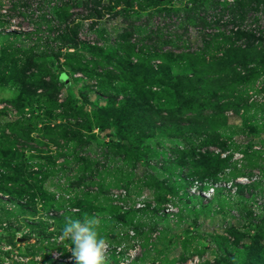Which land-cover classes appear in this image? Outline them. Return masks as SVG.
Wrapping results in <instances>:
<instances>
[{"label": "rangeland", "instance_id": "obj_1", "mask_svg": "<svg viewBox=\"0 0 264 264\" xmlns=\"http://www.w3.org/2000/svg\"><path fill=\"white\" fill-rule=\"evenodd\" d=\"M43 1L45 9L40 0H0V43L10 36L0 56V131L21 134L34 113L43 136L15 142L58 196L19 217L18 230L0 217V264H75L57 237L67 217L85 215L108 241L104 264H264V72L251 81L248 131L243 109H226L215 83L229 44L215 35L238 32L249 60L264 57L254 51L264 49L254 42L264 40L261 6L203 30L199 20L181 23L191 4L210 22L213 4L234 0ZM53 6L57 25L43 17ZM175 81L197 93L192 104ZM215 138L224 145H206ZM39 223L48 224L44 237L30 227Z\"/></svg>", "mask_w": 264, "mask_h": 264}, {"label": "trees", "instance_id": "obj_2", "mask_svg": "<svg viewBox=\"0 0 264 264\" xmlns=\"http://www.w3.org/2000/svg\"><path fill=\"white\" fill-rule=\"evenodd\" d=\"M78 5L84 4L83 2H89L90 4H96L99 5V0H85L83 2H80V0H75ZM22 7H26V2H22ZM251 4L261 6V10H263L264 13V0H234L227 3V7L220 8V5L213 4V9H211L212 21L207 22L205 18H199V16L194 13L197 11L195 10L191 4L189 10H185V17H181V23L184 26L188 25H198V20L201 23V26L204 30V27H207L209 25H213V23L217 24H223L229 21L230 24L235 25V21H237L236 13L235 11L238 9H248ZM86 6H88V3H85ZM82 6V5H81ZM40 9H45L46 7L45 2L43 0H40L39 3ZM48 8V7H47ZM48 14H43V17L46 18L49 17L50 23L49 25H52V23L56 22L55 25L59 24V19L57 17V11L56 7H49ZM198 11L205 12L206 16L209 13L205 9V6H202V8ZM101 13L97 10H94L90 17L92 19H99ZM221 15H226V20L222 21L218 19ZM51 17V18H50ZM199 18V19H198ZM199 23V25H200ZM210 26V27H211ZM256 32V31H251ZM250 33H246L248 36ZM257 34L264 36V28L257 32ZM16 36V35H14ZM201 36H208V34H205L203 32ZM240 36L238 32L230 31V33H220L218 35H215V39L224 37L225 42L228 44V48L225 51L224 59H220L222 63L219 64L218 74L216 75V86L217 89H220L221 91H225L227 95H222L223 101L227 100L228 103L225 104L226 109H233L232 111H236L237 113L239 110L237 108L241 107L243 109L245 114V127L247 128V131L250 130L252 127L251 117L248 113V109L253 106L252 103H254L253 98H251L250 92L253 88V85H255V81L252 82V79L256 80L259 76L262 75L264 72V63L262 66L260 65L263 62L264 57H261L259 59L260 63L257 62L258 60H255L253 58L251 60L248 59L246 54L248 52L246 49H241L236 46L235 40ZM9 35L4 36L3 40L9 39ZM0 43V56L1 54L4 55L6 52L7 47L4 44V41ZM217 40L213 39V42L215 43ZM261 42L264 43V40H254V42ZM58 49V48H57ZM263 51L257 52L256 49L254 50L256 54H262ZM61 52V50H60ZM255 63V64H254ZM250 66V67H249ZM249 67V68H248ZM242 75V77H241ZM7 78V77H4ZM241 79V80H240ZM248 79V80H246ZM239 81L236 83V81ZM177 81V80H176ZM175 81V82H176ZM250 85L248 86V84ZM257 84V83H256ZM233 85V89L232 88ZM243 85L246 89V93H242L240 95H236L235 90H237L238 86ZM175 86L177 87L176 91L180 92V97L186 96L188 92H184L185 85L181 84V82H176ZM248 86V87H247ZM186 87H189L190 92H194L193 86L188 85ZM264 88V86H263ZM262 88V89H263ZM188 97H190V104H192L193 98L196 96L197 93H195L192 97L190 94H187ZM196 99V98H195ZM252 100V101H251ZM20 101H11L8 102L11 105L16 104V108H18ZM188 104V103H187ZM189 106V104H188ZM203 108V105L201 106ZM205 108V107H204ZM29 118L25 120V124L19 125L22 127L21 134L17 130H10L13 133V138L10 135H7L5 131H0V217L3 218V221L8 225L16 226L15 230H18L22 228L21 222H17L19 217L25 216V215H35L38 210V205L40 204L41 207L45 208H51L54 205V199L58 195L55 194L53 197L49 196L48 191L44 189L43 183H45L46 175L43 172V167L37 168L36 166H31L28 164V160L26 161L24 157V154H20L19 149L17 148L16 142L19 139H24L27 142L34 141L32 137V134L37 133L40 135V137L43 136V132L38 131L36 128V124L32 123V118L34 116V113L31 111L28 113ZM36 118V117H35ZM19 123V122H18ZM17 122H15L12 125H9V127L17 126ZM251 125V126H250ZM18 127V126H17ZM48 130L47 127L43 129V131ZM192 137L200 138L204 137L201 133H192ZM207 139H211L210 135L205 136ZM41 139V138H40ZM214 142H210L206 145L210 147H218L220 146L218 142L221 143V145H224V142L222 140L215 138ZM16 141V142H15ZM247 151H242L244 155H247L248 157V147H245ZM40 154L39 152H37ZM86 174H80V177H84ZM61 199H64L61 197ZM14 201L12 204L11 202ZM80 201H75L73 203L74 205H79ZM78 207V206H77ZM43 209V208H42ZM47 216V220H57L61 221V217L57 218L56 216ZM16 224V225H15ZM30 227H33L34 230L39 233L42 237H44V230H47L48 224H30Z\"/></svg>", "mask_w": 264, "mask_h": 264}, {"label": "clouds", "instance_id": "obj_3", "mask_svg": "<svg viewBox=\"0 0 264 264\" xmlns=\"http://www.w3.org/2000/svg\"><path fill=\"white\" fill-rule=\"evenodd\" d=\"M98 219L67 217L57 239L64 242L75 264H104L109 244L97 230Z\"/></svg>", "mask_w": 264, "mask_h": 264}, {"label": "water", "instance_id": "obj_4", "mask_svg": "<svg viewBox=\"0 0 264 264\" xmlns=\"http://www.w3.org/2000/svg\"><path fill=\"white\" fill-rule=\"evenodd\" d=\"M153 1H165V0H153Z\"/></svg>", "mask_w": 264, "mask_h": 264}]
</instances>
